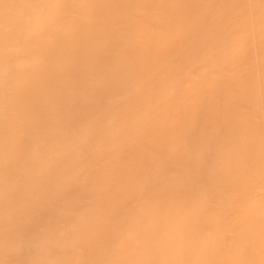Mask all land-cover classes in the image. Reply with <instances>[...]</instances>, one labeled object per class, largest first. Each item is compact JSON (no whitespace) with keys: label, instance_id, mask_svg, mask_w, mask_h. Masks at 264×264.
Wrapping results in <instances>:
<instances>
[{"label":"bare ground","instance_id":"6f19581e","mask_svg":"<svg viewBox=\"0 0 264 264\" xmlns=\"http://www.w3.org/2000/svg\"><path fill=\"white\" fill-rule=\"evenodd\" d=\"M0 264H264V0H0Z\"/></svg>","mask_w":264,"mask_h":264}]
</instances>
